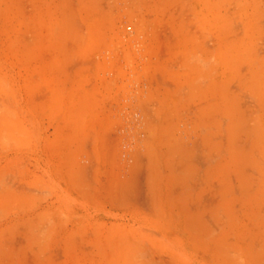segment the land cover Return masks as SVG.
<instances>
[{"label": "rangeland", "instance_id": "obj_1", "mask_svg": "<svg viewBox=\"0 0 264 264\" xmlns=\"http://www.w3.org/2000/svg\"><path fill=\"white\" fill-rule=\"evenodd\" d=\"M198 2L0 0V264H58L48 260V177L62 180L71 212L119 218L111 203L127 205L132 189L149 196L144 174L160 157L190 176L181 184L192 202L195 191L208 200L214 236L248 253L264 235V179L253 171H264L253 157H264V83L221 98L204 83L157 82L264 78V0ZM175 85L190 86L175 93L177 118L205 126H159L173 107L160 87ZM222 117L243 126H214Z\"/></svg>", "mask_w": 264, "mask_h": 264}, {"label": "crops", "instance_id": "obj_2", "mask_svg": "<svg viewBox=\"0 0 264 264\" xmlns=\"http://www.w3.org/2000/svg\"><path fill=\"white\" fill-rule=\"evenodd\" d=\"M188 1L195 4L196 7L199 3L198 0ZM205 1L212 4L214 2V0ZM227 1L245 2V0ZM95 2L96 0H93V3ZM209 10L212 11L210 8ZM247 16L258 17L256 14L247 15L245 11L236 15L240 18ZM224 17L230 16L227 14ZM134 81L129 80L128 82ZM138 82H146V80ZM157 82L204 83L205 85L200 90L211 95L220 94L221 98L239 92L255 93L256 89L264 88L259 85L261 82L264 83V78L250 80V83L253 84L251 86V84L239 81V78L236 79L227 74L206 78L168 77ZM240 82L243 85H240ZM189 89L190 86L186 85H175L173 88L160 87V92L170 93V98L173 99H170L169 105H173V107L168 112H163L164 115H170V118H167L166 122L160 123L159 126H205L197 120H195L196 122L188 121V124L184 121L185 118H177L183 113L181 110L178 111L174 104H180L182 98H175V93H188ZM171 94H174V97ZM223 111L219 112V116L231 113L229 110ZM236 113L238 114V112ZM221 120V124L214 126H243L239 122L228 125L224 117ZM4 124L0 120V126H4ZM12 126H15L14 120ZM253 157L254 162L256 161L259 165L264 164V157H257L255 154ZM245 160V157H237L236 160L237 164H242L240 169L237 165V173L240 171V176L244 173ZM8 161L9 157H7V163ZM4 162L6 159L0 164L5 166ZM162 164L164 168H161ZM158 167L155 176L149 172L144 174L145 188L143 192L149 196L144 194L142 197H137L135 189L127 190L126 194L129 197L127 205L111 203L113 205L109 209V216L118 211L120 217L109 219H85L82 209L73 211L76 207L74 203L71 205L72 212L68 210L70 204L62 192L64 188L62 180L59 179L60 177L57 179L55 175L51 178L48 177V260L54 258L57 259L58 264H61V260L69 257L84 260L88 256L99 260L96 264H264V252L261 251V246L258 247V243L264 241V235L261 238L260 236L253 237V241H250L253 244V249L248 253L244 248L233 249L229 243L236 242V238L229 239L212 234L214 222L207 214L210 203L206 198L199 199L202 192H194L193 202L189 198L190 186L181 184V180L185 182L188 176L186 174L183 176L182 172L175 171L172 160L168 157H164V159L160 157ZM253 171L254 177L264 179V171L258 172L255 167H253ZM53 180H57V186L54 185ZM206 185L205 180L202 186L205 188ZM49 187H53L54 190L50 191ZM77 207L79 208V206ZM53 244L58 245L56 250L51 249ZM86 247L88 248L85 249ZM68 248L71 250L69 251ZM78 263L86 264L83 261Z\"/></svg>", "mask_w": 264, "mask_h": 264}]
</instances>
